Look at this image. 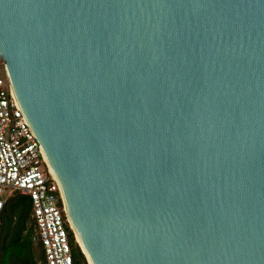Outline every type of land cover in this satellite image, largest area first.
<instances>
[{
  "label": "water",
  "instance_id": "water-1",
  "mask_svg": "<svg viewBox=\"0 0 264 264\" xmlns=\"http://www.w3.org/2000/svg\"><path fill=\"white\" fill-rule=\"evenodd\" d=\"M0 57L88 264H264V0H0Z\"/></svg>",
  "mask_w": 264,
  "mask_h": 264
},
{
  "label": "built area",
  "instance_id": "built-area-1",
  "mask_svg": "<svg viewBox=\"0 0 264 264\" xmlns=\"http://www.w3.org/2000/svg\"><path fill=\"white\" fill-rule=\"evenodd\" d=\"M11 191L30 197L34 231L46 264H72L67 229L71 227L57 185L12 99L0 57V215Z\"/></svg>",
  "mask_w": 264,
  "mask_h": 264
},
{
  "label": "trees",
  "instance_id": "trees-1",
  "mask_svg": "<svg viewBox=\"0 0 264 264\" xmlns=\"http://www.w3.org/2000/svg\"><path fill=\"white\" fill-rule=\"evenodd\" d=\"M59 205H61L60 200ZM0 223V264H11V258L15 259V264H38L31 240L35 231L30 197L18 191H11L5 197ZM67 229L72 264H87L75 241L74 233L70 228ZM40 248L39 261L46 264L42 247Z\"/></svg>",
  "mask_w": 264,
  "mask_h": 264
},
{
  "label": "rangeland",
  "instance_id": "rangeland-1",
  "mask_svg": "<svg viewBox=\"0 0 264 264\" xmlns=\"http://www.w3.org/2000/svg\"><path fill=\"white\" fill-rule=\"evenodd\" d=\"M74 238H75V236H74ZM34 253H35V256H36V258L38 260V264H42V262L40 263V261H39V257H40V253H41V248H40L38 242H36L35 245H34ZM86 263H87V261H86Z\"/></svg>",
  "mask_w": 264,
  "mask_h": 264
},
{
  "label": "flooded vegetation",
  "instance_id": "flooded-vegetation-1",
  "mask_svg": "<svg viewBox=\"0 0 264 264\" xmlns=\"http://www.w3.org/2000/svg\"><path fill=\"white\" fill-rule=\"evenodd\" d=\"M31 240H32L33 250H34V245H35L36 242H38V238H37L36 235H34V236L31 238ZM38 244H39V242H38ZM40 247H41V246H40ZM10 262H11V264H15V259H14V258H11Z\"/></svg>",
  "mask_w": 264,
  "mask_h": 264
},
{
  "label": "bare ground",
  "instance_id": "bare-ground-1",
  "mask_svg": "<svg viewBox=\"0 0 264 264\" xmlns=\"http://www.w3.org/2000/svg\"><path fill=\"white\" fill-rule=\"evenodd\" d=\"M65 209V208H64ZM66 211V210H65ZM66 214H67V212H66ZM67 219H68V222H69V225H70V227H71V229H72V226H71V223H70V220H69V217H68V214H67ZM73 230V229H72ZM74 233V232H73ZM75 236V235H74ZM75 241H76V238H75ZM76 243H77V241H76ZM77 245H78V243H77ZM78 247H79V245H78ZM79 249H80V247H79ZM81 250V249H80ZM83 253V252H82ZM84 255V254H83ZM87 261V260H86Z\"/></svg>",
  "mask_w": 264,
  "mask_h": 264
}]
</instances>
